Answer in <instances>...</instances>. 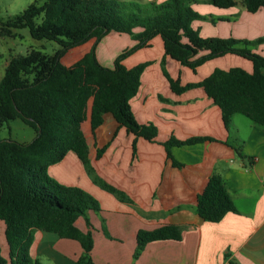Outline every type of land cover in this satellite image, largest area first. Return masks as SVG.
<instances>
[{
	"label": "trees",
	"instance_id": "obj_1",
	"mask_svg": "<svg viewBox=\"0 0 264 264\" xmlns=\"http://www.w3.org/2000/svg\"><path fill=\"white\" fill-rule=\"evenodd\" d=\"M209 4L218 9L242 6L249 13L264 9V0H163L139 3L115 0H34L20 14L0 20V37H11L14 30L27 29L34 40L54 42L59 46L52 55L30 50L24 56L11 57L0 79V129L20 120L35 137L29 143L0 140V224L6 247H0V264H40L30 254L35 231L55 234L59 239L77 241L82 253L77 264H93L90 231L75 226L83 218L91 227L89 212H99L97 199L84 190L59 183L48 168L72 152L92 182L113 194L117 191L94 174L89 163V148L81 130L88 120L90 133L103 124L105 116L124 128L134 139L154 143L158 135L151 123L138 124L130 101L138 93L141 75L149 62L127 68L123 61L136 51L161 40V67L175 94L202 89L221 112L225 129L239 114L264 129V57L250 50L264 43V36L254 40L202 38L192 28L194 21L205 19L192 8ZM129 37L133 45L114 60L113 68L102 66L95 46L108 34ZM95 45L72 65L65 66L64 54L90 40ZM234 55L251 64V72L240 67L215 68L197 83L184 86L171 79L164 69V57L196 72L213 59ZM210 140L193 137L163 142L166 159L180 167L170 148L189 146ZM105 148L96 152L99 159ZM135 144L133 143V152ZM240 157V150L236 149ZM195 212L207 222L218 223L227 213L235 212L221 177L210 176L197 195ZM181 231L173 225L136 234V258L144 246L156 241H179ZM233 264V263H230Z\"/></svg>",
	"mask_w": 264,
	"mask_h": 264
},
{
	"label": "crops",
	"instance_id": "obj_2",
	"mask_svg": "<svg viewBox=\"0 0 264 264\" xmlns=\"http://www.w3.org/2000/svg\"><path fill=\"white\" fill-rule=\"evenodd\" d=\"M192 8L201 16L221 19L216 26L209 25L211 32L205 35L246 40L264 36V9L249 13L236 7L218 9L202 3ZM199 23L194 21L192 26L199 30ZM152 45L157 51H145ZM256 50L264 57V44ZM163 56L161 40L155 38L151 47L123 61L127 68L150 63L130 106L138 124L156 126V142L134 139L110 116L104 117L94 135L88 120L81 126L95 175L118 195L95 186L72 152L50 166L48 174L63 185L82 187L99 202L100 211L88 214L91 227L83 218L75 221L80 231L91 232L93 264H264V129L250 121L245 133L239 129L232 132V119L225 129L219 108L202 89L173 93L162 72ZM164 60L166 73L181 86L201 81L215 68L240 67L251 72V64L239 66L245 59L234 55L206 62L196 72L170 58ZM170 137L210 140L172 147L170 152L181 165L173 167L161 145ZM102 148L103 154L96 159V152ZM213 175L221 177L235 209L218 223L204 221L195 212L197 195ZM164 225L178 227L181 239L148 243L134 258L137 232ZM2 229L0 224V247L5 256ZM81 253L77 241L42 231L33 234L30 254L40 264H77Z\"/></svg>",
	"mask_w": 264,
	"mask_h": 264
},
{
	"label": "rangeland",
	"instance_id": "obj_3",
	"mask_svg": "<svg viewBox=\"0 0 264 264\" xmlns=\"http://www.w3.org/2000/svg\"><path fill=\"white\" fill-rule=\"evenodd\" d=\"M33 1L34 0H0V20L5 21L10 17L20 14ZM115 1L118 2L135 1L139 3H147L149 1L161 2L160 0L159 1L158 0H115ZM236 8L243 9L242 6L240 5H237ZM239 16L240 14L237 15V17ZM204 17L205 19L200 20V23L198 25V27L201 28L199 30H201L203 33H201V31H199L197 28H194L192 25L191 26L193 29L197 30L200 37L202 38L212 37L209 35H205L208 34V32H211L209 25L214 24L213 26H216L218 24L217 22L221 19L219 17H213V16L211 17L204 16ZM238 27L239 29L241 28L240 23L238 24ZM12 34L13 35L11 37H0V79L3 76L6 62H8L11 57L24 56L30 50H39L46 54L52 55L56 50L59 49V46L54 42H49L45 40L38 41L32 39L27 29L14 30ZM229 38H233V37H229ZM221 39H226V38H221ZM262 44H258L255 47L250 48V50H252L257 54H260L259 52H257L256 49ZM94 45H95V40L92 39L81 47L67 51L61 59L62 64L65 66L72 65L76 60H78L81 57V55L84 52L89 51L90 48ZM132 45L133 44L130 42L128 36L123 34L121 35L117 33H110L107 36H105L95 46L96 48L95 50H97L96 54L99 58L98 62L106 68H113L114 60L118 56V54L130 48ZM145 51H157V50L155 49V46H153L152 49ZM135 59L136 58H134L133 61ZM244 63L249 65V62L247 60H244L243 62L241 61V63H239V66L243 67ZM232 121H233L231 127L232 132L234 129H239L241 133H245L246 125L250 123V121L247 118L239 114L234 115ZM34 137H35V132L29 126L22 123L20 120L11 121L8 123V125H5L0 129V140L11 139L19 143H29L34 139ZM93 184L99 187L98 184L95 183ZM78 188L84 190L82 187H78ZM84 191L87 192L86 190Z\"/></svg>",
	"mask_w": 264,
	"mask_h": 264
}]
</instances>
